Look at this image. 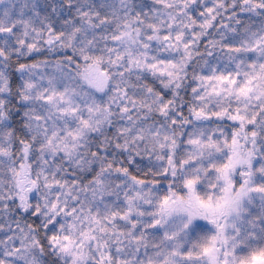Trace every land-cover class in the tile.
I'll use <instances>...</instances> for the list:
<instances>
[{"label": "rangeland", "instance_id": "374dc122", "mask_svg": "<svg viewBox=\"0 0 264 264\" xmlns=\"http://www.w3.org/2000/svg\"><path fill=\"white\" fill-rule=\"evenodd\" d=\"M234 1L0 0V112L7 63L33 59L20 163L0 118V264H48L28 214L63 264H264V0L217 28ZM203 45L173 144V91Z\"/></svg>", "mask_w": 264, "mask_h": 264}, {"label": "trees", "instance_id": "16d2710c", "mask_svg": "<svg viewBox=\"0 0 264 264\" xmlns=\"http://www.w3.org/2000/svg\"><path fill=\"white\" fill-rule=\"evenodd\" d=\"M234 7L230 13H227L224 16V21L216 24L217 28H223L224 30H227L228 25H230V21L227 20L230 17H232V21L234 23H237L238 20L241 18L243 15V12L246 11L244 1L243 0H235L234 1ZM229 9L228 6H226V11ZM219 50V49H218ZM208 51V47L203 45L202 47L199 48V50L196 52V55L193 56L191 59L193 62L192 64L186 67V71L184 73V81L183 85L180 87H176V91L182 90V95H185L186 93L188 94L189 98H191V89L193 88L195 84V76L193 75V72L195 71L196 68L199 67L201 61L204 59L206 56V53ZM18 59H12L11 61L7 63V66L9 67V98L5 106L3 107L0 118L4 122H11V128L13 132V149L11 150L10 154L13 155V161L20 163L21 161L19 160V155L21 151L23 150L24 146L31 145V140L28 137L27 131H26V125L24 123V116H23V110H24V104L19 88V69L22 66H25L28 64L27 60H19ZM11 62V63H10ZM10 63V66H9ZM194 76V77H193ZM175 91V92H176ZM186 96V95H185ZM10 160L12 162V158L10 156ZM245 162L253 163V161L247 156L245 157ZM28 163V162H27ZM246 166V165H245ZM33 172H28V175L31 176ZM178 178V176H177ZM34 179V178H33ZM32 179V180H33ZM21 182V178L19 179ZM30 182L28 183L29 186ZM27 194L32 195L33 191L30 190ZM21 210H11L12 213H18L20 211H25L21 205H20ZM25 220L18 215H15L14 218L16 219H21L22 224H28L32 226V230L38 234L39 237V243H40V250L46 260L48 261V264H61L53 255L49 254L48 251V244L46 239L44 238V233L40 229L39 222L37 221V218L35 216L31 217V214H28L25 216ZM218 250L219 253L222 252L223 250V244L218 243Z\"/></svg>", "mask_w": 264, "mask_h": 264}]
</instances>
